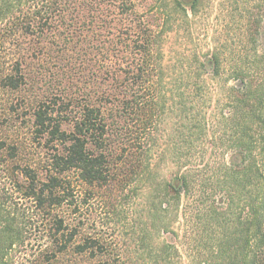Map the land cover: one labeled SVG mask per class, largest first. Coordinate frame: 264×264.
<instances>
[{"label":"trees","instance_id":"trees-1","mask_svg":"<svg viewBox=\"0 0 264 264\" xmlns=\"http://www.w3.org/2000/svg\"><path fill=\"white\" fill-rule=\"evenodd\" d=\"M213 5L205 51L171 59ZM26 117L38 163L7 131ZM0 179V264H129L116 208L140 264H264V0H0Z\"/></svg>","mask_w":264,"mask_h":264},{"label":"rangeland","instance_id":"rangeland-1","mask_svg":"<svg viewBox=\"0 0 264 264\" xmlns=\"http://www.w3.org/2000/svg\"><path fill=\"white\" fill-rule=\"evenodd\" d=\"M217 14L218 11L216 10V5H213L210 7L207 16L198 20L197 24L192 26L191 34H189L185 29H181L179 33L171 35L167 43V55L173 59L178 58V54L180 52L189 54L193 50L202 52L205 51V48L207 47L209 40H212V34L218 25L216 18ZM5 98L8 101H17L18 97L14 95H6ZM30 122L31 119H29V117H26V119H19L18 121H15V123L11 122L8 125L10 130L7 129V131H9L8 134L11 139H15V141L21 146L20 155L24 163L29 161V163L32 164V162L37 160V163L41 162L43 156L47 155L45 153V149L43 151L41 144H39L33 135H31ZM169 128H171L170 121L168 130ZM188 132L189 130H184L182 141L188 140ZM212 145H214V143H212ZM166 163L168 162L166 161ZM160 166V174L163 176L165 173L163 163ZM165 175L167 174L165 173ZM5 183L6 181L4 179H0L1 186ZM14 198H16L15 201H19V205L24 203L23 200L18 199V195H15ZM90 208L98 207L96 205H91ZM113 213L114 214L109 215L108 219L101 227L102 237L105 242L111 246V250H113L115 254L117 253L121 255V258L125 262L129 264H137L138 262V264H140L139 260L142 256L140 253L135 252L133 242L131 240L133 221L128 208H116Z\"/></svg>","mask_w":264,"mask_h":264}]
</instances>
